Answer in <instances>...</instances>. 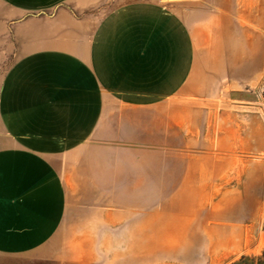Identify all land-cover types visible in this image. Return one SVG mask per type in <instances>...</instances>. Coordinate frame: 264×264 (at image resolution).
Returning a JSON list of instances; mask_svg holds the SVG:
<instances>
[{
    "label": "rangeland",
    "instance_id": "obj_1",
    "mask_svg": "<svg viewBox=\"0 0 264 264\" xmlns=\"http://www.w3.org/2000/svg\"><path fill=\"white\" fill-rule=\"evenodd\" d=\"M131 6L181 21L178 45L194 48L190 74L149 118L135 115L151 146L120 145L116 163L115 141L91 139L56 235L35 252H0V264L264 261V0H61L36 9L0 0V90L30 53L85 56L108 16ZM6 142L0 120V149Z\"/></svg>",
    "mask_w": 264,
    "mask_h": 264
},
{
    "label": "crops",
    "instance_id": "obj_2",
    "mask_svg": "<svg viewBox=\"0 0 264 264\" xmlns=\"http://www.w3.org/2000/svg\"><path fill=\"white\" fill-rule=\"evenodd\" d=\"M11 1L36 9L61 0ZM103 26L85 56L36 51L3 81L0 120L7 142L0 149V252L28 254L50 242L65 218L69 184L78 168L87 167L82 151L89 141H115L116 163L120 145L138 140L151 146L137 130L135 115L149 118V108L175 96L190 74L194 48L188 41L178 45L181 21L131 6L109 15ZM144 157L145 164L150 157Z\"/></svg>",
    "mask_w": 264,
    "mask_h": 264
},
{
    "label": "trees",
    "instance_id": "obj_3",
    "mask_svg": "<svg viewBox=\"0 0 264 264\" xmlns=\"http://www.w3.org/2000/svg\"><path fill=\"white\" fill-rule=\"evenodd\" d=\"M234 264H264V261L262 259H250L246 257H242L238 262Z\"/></svg>",
    "mask_w": 264,
    "mask_h": 264
}]
</instances>
